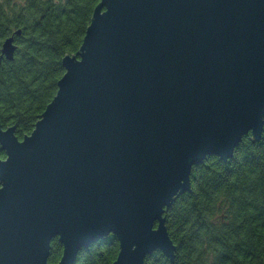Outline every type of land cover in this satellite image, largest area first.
Returning a JSON list of instances; mask_svg holds the SVG:
<instances>
[{"label": "water", "instance_id": "1", "mask_svg": "<svg viewBox=\"0 0 264 264\" xmlns=\"http://www.w3.org/2000/svg\"><path fill=\"white\" fill-rule=\"evenodd\" d=\"M1 46L13 61L15 37ZM30 135L0 124V264H113L177 247L166 212L210 156L264 135V0H101Z\"/></svg>", "mask_w": 264, "mask_h": 264}, {"label": "trees", "instance_id": "2", "mask_svg": "<svg viewBox=\"0 0 264 264\" xmlns=\"http://www.w3.org/2000/svg\"><path fill=\"white\" fill-rule=\"evenodd\" d=\"M100 1L0 0V57L4 40L22 31L14 60L0 59V124L16 126L20 140L55 97L62 60L79 51ZM191 184L165 214L175 262L156 251L146 264H264V135L245 137L226 163L210 156L193 167ZM51 247L49 264H58L63 247L58 239ZM118 253L111 234L83 249L76 264H113Z\"/></svg>", "mask_w": 264, "mask_h": 264}]
</instances>
